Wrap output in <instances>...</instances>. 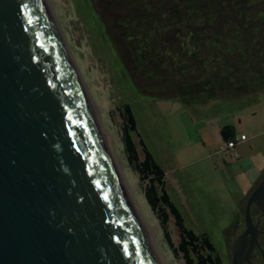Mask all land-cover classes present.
<instances>
[{
  "label": "water",
  "instance_id": "obj_1",
  "mask_svg": "<svg viewBox=\"0 0 264 264\" xmlns=\"http://www.w3.org/2000/svg\"><path fill=\"white\" fill-rule=\"evenodd\" d=\"M111 139L48 0H0V264H165ZM253 206L264 179L231 264L257 243Z\"/></svg>",
  "mask_w": 264,
  "mask_h": 264
},
{
  "label": "rangeland",
  "instance_id": "obj_2",
  "mask_svg": "<svg viewBox=\"0 0 264 264\" xmlns=\"http://www.w3.org/2000/svg\"><path fill=\"white\" fill-rule=\"evenodd\" d=\"M112 1L48 0L102 126L114 137L128 187L145 221L154 229L155 244L165 264L186 263L167 242L166 230L147 201L146 183L129 161L118 110L124 104L133 108L140 137L166 171L168 191L188 227L198 234H208L224 264H231L232 240L242 227L249 193L237 192L235 177L228 174L223 162L225 154L218 153L224 145L219 126L233 122L239 131L252 136L251 129L256 124L252 109L244 112L237 102L221 99L210 101V106H193L184 96L162 94L157 90L161 83L147 78L137 68H129L127 61L131 58L130 47L140 41L137 18L145 11V5L149 11H159L167 0ZM257 91L264 96V84ZM255 109L259 113L257 122L264 119V105ZM135 141L143 157L136 136ZM259 144H264V133L257 144L261 155ZM167 232L177 246L179 230L173 219L167 224Z\"/></svg>",
  "mask_w": 264,
  "mask_h": 264
},
{
  "label": "flooded vegetation",
  "instance_id": "obj_3",
  "mask_svg": "<svg viewBox=\"0 0 264 264\" xmlns=\"http://www.w3.org/2000/svg\"><path fill=\"white\" fill-rule=\"evenodd\" d=\"M144 8L127 62L161 83L162 94L210 106L244 93L253 98L264 84V0H167L159 11ZM252 216L258 239L245 264H262L264 216L257 206ZM244 219L232 244L246 230Z\"/></svg>",
  "mask_w": 264,
  "mask_h": 264
},
{
  "label": "trees",
  "instance_id": "obj_4",
  "mask_svg": "<svg viewBox=\"0 0 264 264\" xmlns=\"http://www.w3.org/2000/svg\"><path fill=\"white\" fill-rule=\"evenodd\" d=\"M118 110L123 122V142L129 161L135 165L141 180L146 183L147 201L166 230V240L174 253L180 254L186 264H224L211 237L206 233L198 234L188 227L184 215L168 191L166 171L138 133L137 119L131 105L124 104ZM221 133L225 142L234 139L233 127L230 125L223 127ZM135 136L142 148L143 157L139 155ZM171 219L179 230L177 246L173 244L171 235L167 232V224Z\"/></svg>",
  "mask_w": 264,
  "mask_h": 264
},
{
  "label": "crops",
  "instance_id": "obj_5",
  "mask_svg": "<svg viewBox=\"0 0 264 264\" xmlns=\"http://www.w3.org/2000/svg\"><path fill=\"white\" fill-rule=\"evenodd\" d=\"M260 94L261 93L259 91H256L254 97L250 98L248 96L249 93H244L243 97L239 98V100H236V102L240 105L241 111L249 112V110L252 109V118L256 121V124L253 125L251 129L253 132L252 136L249 137L245 133L239 131V129L233 122H225L224 124L219 126L221 137L223 127L228 125L233 127L234 138L239 135L247 136V140L244 142H238L235 149H233L232 151L223 152V148L226 144L225 141L224 145L221 146V148L218 150L219 154H225L223 162L225 163L228 174L235 177L234 182L237 192L241 194L249 193L247 199L251 196L252 192L254 191L253 189H256V187L264 177V144H259V148H261L262 151L261 155H258L259 149L257 145L258 137L264 133V119H262L261 121L258 120L257 122L259 113L255 109L264 105V96L263 94ZM236 102L234 101L233 103ZM226 157H230V159L228 160ZM238 179L242 180L241 184L240 182L238 183ZM247 181L249 182L248 185H246ZM247 199L245 201H247Z\"/></svg>",
  "mask_w": 264,
  "mask_h": 264
},
{
  "label": "bare ground",
  "instance_id": "obj_6",
  "mask_svg": "<svg viewBox=\"0 0 264 264\" xmlns=\"http://www.w3.org/2000/svg\"><path fill=\"white\" fill-rule=\"evenodd\" d=\"M99 118H100V117H99ZM100 122H101V119H100ZM101 125H102V122H101ZM102 127H103V126H102ZM103 129H104V128H103ZM105 132H106V131H105ZM106 133L112 137V139H111V143H112V147L114 148V153H115L116 161H117V163H118V165H119V168H120L121 172H122L123 175H124V178H125V180H126L127 185L129 186L128 179L126 178V174L123 172V170H122V168H121L120 160H119V157H118V155H117V153H116V150H115V147H114V144H113V139H114V137H113L111 134H109V132H106ZM139 211H140V210H139ZM140 213H141V212H140ZM141 215H142V213H141ZM142 217H143V219H144V216H143V215H142ZM144 221H145V219H144ZM145 222H146V221H145ZM146 223H147V222H146ZM147 225H148V226L150 227V229H151L153 242H154V244H155V240H154V229H153V227L150 226L148 223H147ZM155 246H156V244H155ZM156 248H157V246H156ZM157 251H158V253L163 257L162 253H160V251L158 250V248H157ZM163 259H164V257H163Z\"/></svg>",
  "mask_w": 264,
  "mask_h": 264
},
{
  "label": "built area",
  "instance_id": "obj_7",
  "mask_svg": "<svg viewBox=\"0 0 264 264\" xmlns=\"http://www.w3.org/2000/svg\"><path fill=\"white\" fill-rule=\"evenodd\" d=\"M246 140H247L246 135H239L235 137L232 141L226 142L225 147L223 148V152L232 151L233 149H235L238 142H244Z\"/></svg>",
  "mask_w": 264,
  "mask_h": 264
}]
</instances>
